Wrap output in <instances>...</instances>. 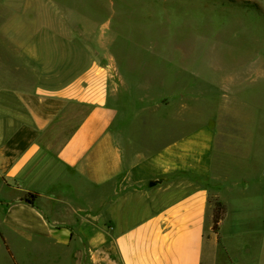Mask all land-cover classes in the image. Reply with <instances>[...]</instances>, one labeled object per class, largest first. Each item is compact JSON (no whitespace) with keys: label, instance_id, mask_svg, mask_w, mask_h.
Returning <instances> with one entry per match:
<instances>
[{"label":"crops","instance_id":"obj_1","mask_svg":"<svg viewBox=\"0 0 264 264\" xmlns=\"http://www.w3.org/2000/svg\"><path fill=\"white\" fill-rule=\"evenodd\" d=\"M2 2L0 264L232 263L240 233L229 224L247 185L218 188L223 129L174 121L186 90L168 77L154 89L51 17L24 14L28 1ZM213 198L227 208L215 233ZM217 241L222 253L207 261ZM257 244L264 264V236Z\"/></svg>","mask_w":264,"mask_h":264},{"label":"rangeland","instance_id":"obj_2","mask_svg":"<svg viewBox=\"0 0 264 264\" xmlns=\"http://www.w3.org/2000/svg\"><path fill=\"white\" fill-rule=\"evenodd\" d=\"M26 1L35 7L24 11L22 5L24 14L51 17L91 52L107 51V62L129 76L139 69L154 89L167 77L170 90L185 89L182 107L171 111L174 121L187 127L209 121L223 129L218 188L225 180L247 185L240 202L235 196L244 207L230 220L240 235L230 236L228 264H254V246L264 236V0ZM167 63L168 72L162 69ZM209 248L207 261L210 253H222L219 241Z\"/></svg>","mask_w":264,"mask_h":264},{"label":"trees","instance_id":"obj_3","mask_svg":"<svg viewBox=\"0 0 264 264\" xmlns=\"http://www.w3.org/2000/svg\"><path fill=\"white\" fill-rule=\"evenodd\" d=\"M38 196V193H29L24 197V200L31 204H35ZM211 202L213 205V230L218 232L220 223L226 217L227 208L226 205L220 200L211 199Z\"/></svg>","mask_w":264,"mask_h":264}]
</instances>
